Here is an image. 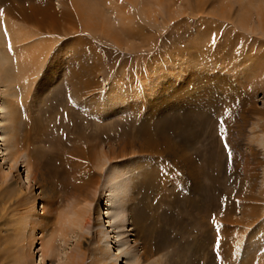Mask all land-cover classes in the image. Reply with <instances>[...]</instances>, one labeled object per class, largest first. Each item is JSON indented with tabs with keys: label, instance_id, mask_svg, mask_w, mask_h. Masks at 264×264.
Masks as SVG:
<instances>
[{
	"label": "rangeland",
	"instance_id": "rangeland-1",
	"mask_svg": "<svg viewBox=\"0 0 264 264\" xmlns=\"http://www.w3.org/2000/svg\"><path fill=\"white\" fill-rule=\"evenodd\" d=\"M6 1L26 12L38 2L0 0L2 51L15 55L17 38L30 31L29 41L41 36L53 46L27 96L20 81L0 86L7 118L16 119L3 125H15L33 164L30 174L18 163L3 182L10 161L0 154V191L7 197L9 184H26L41 217L60 161L54 152L121 154L117 163L137 171L119 230L140 212L137 237L158 250L136 259L142 249L129 231L114 241L99 201L103 215L92 216L79 245L71 234L54 256L41 250L49 223L36 225L23 241L31 242L24 264H112L118 245L126 257L116 264H264V0H80L91 19L77 0H41L59 19L55 32L17 19ZM74 68L87 84L70 78ZM98 228L107 252L95 242ZM19 234L0 230V249L10 253L3 264L16 262Z\"/></svg>",
	"mask_w": 264,
	"mask_h": 264
},
{
	"label": "bare ground",
	"instance_id": "bare-ground-1",
	"mask_svg": "<svg viewBox=\"0 0 264 264\" xmlns=\"http://www.w3.org/2000/svg\"><path fill=\"white\" fill-rule=\"evenodd\" d=\"M41 2H42L41 0H38V2H35V4L33 3L32 6L29 8L28 12L22 9L15 8L14 7L15 4L13 6V4L9 1H6L5 3H7L8 13L11 12V14H14V17H17V19L31 23L37 29H47L48 31L55 32V28L58 24L59 19L54 11L47 12L43 8H41L40 6ZM75 2L77 5L78 12L79 13L83 12L85 7H82L83 4L82 5L79 4L80 0H77ZM81 15L82 17L84 16L83 17L84 19H86L87 17L89 19L92 18V14L88 12ZM4 24H6L5 21ZM11 26L13 27L12 22H11ZM0 27H1L0 46H2L5 45L7 42L6 40L4 41V39L2 38L3 29L1 23H0ZM27 34H25V36L21 34V36L17 38L16 43L18 42L21 43L19 44V46L14 45V48L11 50V52L12 51L15 52V55L13 56L8 55V53H5V51H2L0 48V79L1 78L5 79V81L2 82L0 81V86L6 88V84L11 85V83L13 82L20 81L22 86L24 87L23 91L26 96L30 93L33 83L35 82L36 78H38L43 63L46 61L49 55V51L53 46L51 42L43 39L41 36L38 38H33L31 41H29L32 37L35 36L36 32L30 31ZM85 68H87V66L82 64V73ZM76 71L77 70L74 68L72 72L73 74H71L70 78L72 77L71 78L72 80L75 81L79 80L80 82L82 83L86 82L87 84L88 74L87 75L82 74V78H81ZM86 84H84V87L86 86ZM6 97L7 96L3 95L0 99V109L3 110L2 112L3 116H1L2 119L0 122V140H1V147L3 149H1L0 154H2L1 157L3 159L6 158L8 161H10V164L8 166V171H5L4 173L1 172L3 173L4 176L3 177L4 179L1 178L3 179V182L8 177L9 173L14 168L15 169L17 168V165L20 162L24 163L27 172L29 171V169L31 171L33 168V167L31 168V165L33 164L30 162L27 154H25L24 152H20L22 150L20 149L19 139L17 134L18 132L16 133L15 125L13 126L6 125L8 122L5 125H3V122H6L11 119L12 120L15 119V117H13L14 114L12 115V117L10 116L9 119L7 118V114L5 111V103L6 101H8V99ZM10 104L13 107L12 103ZM9 130L10 133H8ZM150 144L151 143H148L147 146H149ZM148 150L155 151L156 149L153 148V146H151L150 148H148ZM5 152L6 154H3ZM86 152H87L86 150H83L82 148L79 147H73L71 149L64 150L62 151V153H60V151L54 152V158L60 161L58 163L56 161L55 162L56 164L54 163L55 167L53 166V168H51L52 169L51 178L53 180H51L49 185L47 184L48 185L47 186L48 196H46L47 204L45 206V211L41 212V214L43 215L41 217L36 216V214L33 211L34 202L31 203L28 200L30 197L25 192L28 189L26 190L25 188L24 191V187H25L24 185L26 184L24 185L21 184V186H19L20 183H18L19 185H17V183H13L12 186L11 184H9L8 186L9 193L7 197L4 195V191H0L1 194L0 195L1 197L0 198V230L2 229L3 226H9L11 229L15 230V233L19 234L21 232V235L19 234L21 237L20 241H22L19 245L20 254L16 255L17 258L15 257V261L18 262V264L25 263L28 256L27 254L28 252H26V249H28V247L31 244V242L29 241L26 245L23 243V241H27L26 239L29 237L28 234H30L31 230H33L35 226L39 224L47 226V224L49 223L47 229H50L49 234L47 235L48 237H46L44 239L45 241H43L41 244L43 257L54 256L58 251V248L60 246L59 245L60 241L63 242L68 241L69 240L68 238L72 236L71 234H74L78 237L77 245H79V238L82 236L84 238L85 235V234L82 235V231L85 230L87 225H91L90 222L93 219L92 216L95 213L97 214V216L103 215V212L108 213L106 214L108 217L107 222L113 227L112 230H114V233H116L115 235L116 240L114 239V241H118V240L120 241V237L122 236L121 233H125L127 231H129V234L127 235L133 236L132 239L133 241L140 240L137 237L138 236L137 229L139 230L138 227H140L138 226L137 220L140 219L139 216L140 212H138V214L137 213H134L133 215L131 214L129 217L130 221L128 219V225L125 227L124 230L123 229L119 230L120 228L125 226V219H124L125 204L129 203L128 202L129 191H132L133 189L131 181L133 180L134 177L133 176L131 177V175L133 173V170L137 171V168H134L133 166H132L133 169L130 167L124 168V165L121 166L119 163H117V159L119 156H121V154H117L113 156L111 154L112 151L108 153L105 152L102 148H100L97 149L96 153L93 154L90 153L88 154V156ZM73 154H78L77 160L72 159L71 155ZM90 155H93V157L91 158ZM125 166H130V164L126 163ZM33 172L34 171H32V173ZM28 177L29 175L26 176L25 182L30 183V178ZM33 177L34 176H32L31 179H33ZM8 187L5 190H7ZM43 191L45 190L44 189L42 190V194L45 196L46 194ZM4 197H6L7 202H5V199H3ZM99 201L102 202V205L104 203V205L106 206L104 207L106 210L103 212H102L103 208L99 209L100 214L98 213V209H97L99 208L98 206ZM9 205H11V213H12L11 215H13V218L9 217L10 214ZM43 219H47V221L43 222ZM142 220L143 219H141V221ZM98 225H103V224L100 222V224ZM20 227L21 230H19ZM97 232H98L97 238H95L96 241L95 239L94 241L98 243V247L100 250L104 249L105 250L104 252H107L108 248L106 245H99L100 240L103 239L101 233H103L104 231L101 228H98ZM139 245H140V249H142L141 250L142 254L139 255L140 257H137L136 259L143 258V260H148L150 259L149 255L147 254L148 252L152 253L151 256H154L155 252L158 251L153 248H149V250H147L148 246L145 241H141L138 244V246ZM5 249L6 248L0 249V264H3L2 258L5 259L6 257L7 259V256L10 255L8 251L6 253H3L2 250ZM123 249L124 248H122L121 245L117 246L116 254L113 255L115 256V258L112 260V264H116L120 258L126 257V252ZM75 252H79L78 249L77 251L75 250ZM70 253L71 252L68 251V255H66L67 259L71 258L69 256ZM76 256L79 255L76 254ZM157 259L156 262L153 261V262H149L148 264H161L162 261ZM11 261L14 262L13 259ZM69 262L71 264L73 260ZM211 262L213 264L216 263L214 259H212ZM63 263L67 264L65 261ZM6 264L8 263L6 262ZM37 264H39V262Z\"/></svg>",
	"mask_w": 264,
	"mask_h": 264
}]
</instances>
